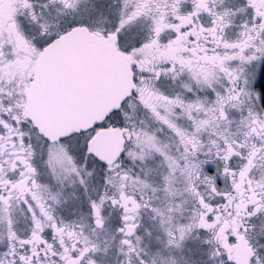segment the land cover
I'll list each match as a JSON object with an SVG mask.
<instances>
[{
	"label": "snow or ice",
	"instance_id": "obj_1",
	"mask_svg": "<svg viewBox=\"0 0 264 264\" xmlns=\"http://www.w3.org/2000/svg\"><path fill=\"white\" fill-rule=\"evenodd\" d=\"M0 264H264V0H0Z\"/></svg>",
	"mask_w": 264,
	"mask_h": 264
}]
</instances>
